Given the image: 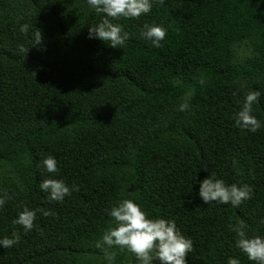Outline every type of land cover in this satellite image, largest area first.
Here are the masks:
<instances>
[{
  "label": "trees",
  "instance_id": "obj_1",
  "mask_svg": "<svg viewBox=\"0 0 264 264\" xmlns=\"http://www.w3.org/2000/svg\"><path fill=\"white\" fill-rule=\"evenodd\" d=\"M151 2L139 18L112 20L130 34L112 48L89 38L105 16L87 0H0V198L10 197L0 239L20 237L0 246V264H140L97 247L125 199L175 221L193 242L187 264H255L230 225L264 238V0ZM144 25L166 30L161 47ZM250 91L261 93L255 133L235 125ZM49 156L56 173L43 166ZM211 173L249 185L251 199L205 204ZM44 179L79 191L49 201ZM24 207L36 212L29 231L13 223Z\"/></svg>",
  "mask_w": 264,
  "mask_h": 264
},
{
  "label": "clouds",
  "instance_id": "obj_2",
  "mask_svg": "<svg viewBox=\"0 0 264 264\" xmlns=\"http://www.w3.org/2000/svg\"><path fill=\"white\" fill-rule=\"evenodd\" d=\"M161 4L164 0H159ZM89 6L98 14H104L105 18L98 26L89 28V38H96L112 48H118L125 44L129 38L128 32L122 33V28L112 20L120 18H139L143 14L150 12L152 8L151 0H87ZM26 30V29H22ZM141 36L152 43L155 47H161V41L166 37V30L160 26L144 25ZM42 42V35L39 31L36 34V45ZM23 51V49H21ZM203 83V80L200 81ZM261 93L250 91L246 94L241 109L235 117V125L241 129L255 133L261 128V122L252 115L253 105L258 102ZM188 103H182L180 111H186ZM236 161H233L235 165ZM43 166L49 173H56L57 161L49 156L43 161ZM214 173L208 178L200 181L199 196L205 204L217 202L220 204H231L238 207L242 202L251 199L253 189L245 184L238 187L236 184L227 186L223 180L213 179ZM42 191L49 193V201H63L66 196L71 195L72 190L79 191L77 186L70 189L62 180L44 179L40 184ZM10 199L5 192L0 198V207L5 205ZM43 215H54L49 211H43ZM109 215L114 218L115 227L106 230L102 240L97 243V247L106 245L108 248L119 247L127 249L135 255L140 264H187L186 257L193 250V242L190 238L183 236L176 226L174 220L163 218L151 219L132 200L125 199L118 206L112 207ZM36 212L24 207L18 218L13 221L29 231L34 227ZM246 225L243 221L230 228L237 236L236 246L244 253L250 261L255 264H264V238L260 236L249 237L246 232ZM19 234L13 233L12 238L0 239V246L11 248L19 242ZM106 255L107 252H106ZM109 261L114 259L108 255ZM228 264H240L238 259L230 258Z\"/></svg>",
  "mask_w": 264,
  "mask_h": 264
}]
</instances>
